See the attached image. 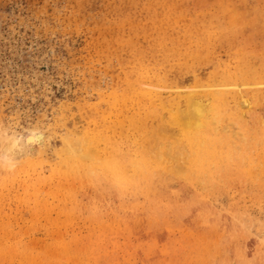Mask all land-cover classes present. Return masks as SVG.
<instances>
[{
    "label": "rangeland",
    "instance_id": "rangeland-1",
    "mask_svg": "<svg viewBox=\"0 0 264 264\" xmlns=\"http://www.w3.org/2000/svg\"><path fill=\"white\" fill-rule=\"evenodd\" d=\"M3 127L0 264H264V0H0Z\"/></svg>",
    "mask_w": 264,
    "mask_h": 264
},
{
    "label": "bare ground",
    "instance_id": "bare-ground-1",
    "mask_svg": "<svg viewBox=\"0 0 264 264\" xmlns=\"http://www.w3.org/2000/svg\"><path fill=\"white\" fill-rule=\"evenodd\" d=\"M205 89V88H204ZM204 92V91H203ZM189 94V92H187ZM191 93V91H190ZM203 94H220L219 89H213V91H205ZM189 97V96H188ZM202 101V100H201ZM200 100L196 99V100H189L190 104H191V108L189 110H187L186 112H184V117H181L180 120H178V122H180L182 125L185 124L186 128H188L189 132L188 134L190 136H192V132L193 130H200V134H202V132L206 129V124L210 121L211 116L208 115V111L206 109V105L204 104V102L202 103ZM207 103V102H206ZM210 105V104H209ZM213 107V106H212ZM185 108V107H183ZM209 108V107H208ZM177 109L180 110V108L178 107ZM175 111V110H174ZM183 111V109H182ZM180 110V112H182ZM183 113V112H182ZM211 114V113H210ZM180 116H183L182 114H180ZM173 118V117H172ZM183 118V119H182ZM205 128V129H203ZM75 131V130H74ZM72 133V131H70ZM70 133V134H71ZM67 134V133H66ZM69 134V132H68ZM68 137V135H66ZM65 136V138H67ZM73 137V135H71ZM84 136V135H83ZM50 137L49 134H47L43 129L39 128V127H35V128H22V129H10V128H0V162L5 165H7V167L9 165H13L15 163H17L18 161L22 160V159H26L28 157H34L36 155H38V153L40 152V150L45 146L47 139ZM64 137V136H63ZM76 137L78 138V134L76 133ZM71 138L69 140V138H67L66 140V148H64L66 150V152L68 153L67 158L71 159L72 157H76L77 155V146H79V148L81 147L80 144V139L82 138ZM83 140H85L83 138ZM65 142V141H64ZM83 142V141H82ZM84 143H86L84 141ZM85 144H82V146ZM189 148L194 151V143H192L191 141L188 142ZM65 146V145H64ZM185 146V145H184ZM193 146V147H192ZM174 147V146H173ZM186 147V146H185ZM196 148H198L197 151V156L196 158H192L190 159V163H192L191 165H195L197 166H204V163H206L205 159H203L202 157V153L204 156V143L195 145ZM62 148V149H63ZM183 148V146H182ZM63 149V150H64ZM81 149V148H80ZM174 149V148H173ZM61 150V151H63ZM89 151V150H88ZM84 152V151H82ZM90 152V151H89ZM165 152V151H163ZM174 152V151H173ZM177 152V150H176ZM175 152V153H176ZM188 152V151H187ZM61 153V152H60ZM170 153V152H169ZM63 154V153H62ZM90 154V153H89ZM165 154V153H164ZM173 154V153H172ZM88 155V154H87ZM86 156V154H85ZM83 157V160H86ZM178 156V155H176ZM81 157V156H80ZM171 157V155H170ZM169 157V158H170ZM175 157V156H173ZM168 158V159H169ZM173 159V158H172ZM179 159V158H178ZM78 160V159H77ZM164 160V159H163ZM171 160V159H170ZM180 160V159H179ZM207 160V159H206ZM74 161V160H72ZM165 161V160H164ZM186 161V159H185ZM184 161V163H185ZM65 162V161H64ZM75 162V161H74ZM78 162V161H77ZM63 163V162H62ZM81 163V162H80ZM162 163V161H161ZM168 162H166L167 164ZM71 165H73L72 163H70ZM79 164V163H78ZM85 164V163H83ZM181 167H182V163ZM207 164V163H206ZM65 165V164H63ZM68 165V164H67ZM174 165V163H173ZM161 166V165H160ZM165 166V165H164ZM163 166V167H164ZM3 167V166H2ZM10 167V166H9ZM70 168V166H68ZM115 167V165H114ZM113 167V168H114ZM117 167V166H116ZM168 167V166H167ZM175 167V166H174ZM180 167V168H181ZM68 168V169H69ZM83 168V167H82ZM169 168V167H168ZM71 169V168H70ZM186 169V168H185ZM76 170V169H75ZM84 170V169H83ZM114 170H116V168H114ZM130 170V168H129ZM135 170V169H134ZM171 170V169H170ZM197 170V169H196ZM71 171V170H70ZM202 171V170H200ZM68 172V170H67ZM163 172V171H162ZM167 172V171H166ZM155 173V172H154ZM114 174V173H113ZM131 174V173H130ZM140 174V173H139ZM129 175V172H128ZM162 175V174H161ZM133 176V175H132ZM149 176V175H148ZM152 177V176H151ZM160 177V176H159ZM163 177V176H162ZM161 177V178H162ZM135 178V177H134ZM156 179V178H155ZM149 180V178H148ZM105 181V180H104ZM137 181V180H136ZM144 181V180H143ZM115 182V181H114ZM124 182V181H123ZM101 183V182H100ZM133 184V183H132ZM126 185V184H125ZM145 185V184H144ZM149 185V184H147ZM141 186V185H140ZM126 187V186H125ZM149 187V186H148ZM134 188V187H133ZM138 188V187H137ZM127 189V188H126Z\"/></svg>",
    "mask_w": 264,
    "mask_h": 264
}]
</instances>
